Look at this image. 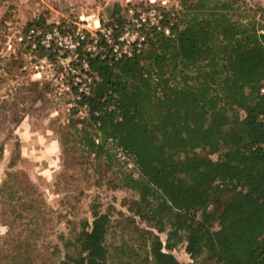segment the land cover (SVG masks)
<instances>
[{"label":"trees","instance_id":"1","mask_svg":"<svg viewBox=\"0 0 264 264\" xmlns=\"http://www.w3.org/2000/svg\"><path fill=\"white\" fill-rule=\"evenodd\" d=\"M179 15L175 37L154 29L134 57L92 59L100 130L136 159V213L167 233L148 230L146 261L184 264L169 252L184 241L193 260L264 264V7L184 0ZM92 122L86 146L101 155ZM93 215L65 264H110L111 218Z\"/></svg>","mask_w":264,"mask_h":264},{"label":"rangeland","instance_id":"2","mask_svg":"<svg viewBox=\"0 0 264 264\" xmlns=\"http://www.w3.org/2000/svg\"><path fill=\"white\" fill-rule=\"evenodd\" d=\"M183 1L0 0V264H65L78 254L76 238L90 228L94 211L111 218L110 264H152L145 260L148 230L167 240L136 213L139 194L127 178L140 177L137 162L131 168L108 139L96 141L92 118L68 111L70 97H59L61 83L52 87L32 76L22 54L6 46L11 29L49 20L95 30L98 20L110 25L129 7L164 10L166 25L177 26ZM246 2L264 7V0ZM90 122L96 143L106 142L101 155L86 146ZM186 246L180 242L169 252L184 264H215L193 260Z\"/></svg>","mask_w":264,"mask_h":264},{"label":"built area","instance_id":"3","mask_svg":"<svg viewBox=\"0 0 264 264\" xmlns=\"http://www.w3.org/2000/svg\"><path fill=\"white\" fill-rule=\"evenodd\" d=\"M98 22L100 25L91 30L80 23L72 27L69 22L33 21L11 29L6 46L13 53L22 54L37 80L52 87L61 83L59 97H70L68 111L97 119L96 141L100 142L101 110L92 103L99 76L91 68L92 59L115 62L134 57L148 49V36L154 29L169 37H175V33L166 25L167 13L155 7H129L118 13L110 25ZM108 141L116 146L122 160H130V167H135V157L117 139L111 137Z\"/></svg>","mask_w":264,"mask_h":264},{"label":"bare ground","instance_id":"4","mask_svg":"<svg viewBox=\"0 0 264 264\" xmlns=\"http://www.w3.org/2000/svg\"><path fill=\"white\" fill-rule=\"evenodd\" d=\"M98 25H100V23L98 22Z\"/></svg>","mask_w":264,"mask_h":264}]
</instances>
